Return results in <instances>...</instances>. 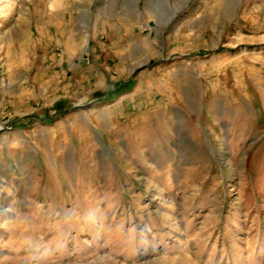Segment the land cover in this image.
Segmentation results:
<instances>
[{
  "label": "rangeland",
  "instance_id": "obj_1",
  "mask_svg": "<svg viewBox=\"0 0 264 264\" xmlns=\"http://www.w3.org/2000/svg\"><path fill=\"white\" fill-rule=\"evenodd\" d=\"M3 103L0 264H264V0H0Z\"/></svg>",
  "mask_w": 264,
  "mask_h": 264
},
{
  "label": "crops",
  "instance_id": "obj_2",
  "mask_svg": "<svg viewBox=\"0 0 264 264\" xmlns=\"http://www.w3.org/2000/svg\"><path fill=\"white\" fill-rule=\"evenodd\" d=\"M19 66L21 67L23 65L20 64ZM40 68L48 69L49 72H52V70H49L50 64L49 66L48 65L42 66V64L38 65L36 63L35 64L31 63L29 73L32 72V74H29L28 75L29 77H28V76H25V74L22 73L24 71H22L20 79L26 80L30 78L33 80L32 82H38L37 71H39ZM3 77L5 80L7 78L13 77V73L11 71L10 66L8 65L5 66ZM47 77H49V75L46 76L45 74L43 78L46 79ZM99 77L101 80V75H99ZM42 86L43 85H41V87L38 88V90H40L41 88H43L42 90H44L45 85L43 87ZM20 97H25L26 100H21L20 102L17 101L18 107L13 106V109L17 114V118H15V121L18 123H21V125L19 126V129L17 130V142L20 145H23L27 151L35 150V151L46 153L48 151L58 150L57 148L51 147L53 143L55 142L54 131H58L59 133H61L60 135L62 136V133L64 131L62 127L63 125H65V122L47 123V122L42 121L41 120L42 118L34 117L33 114H35V112H39V110L42 108V104H37V103L31 104L30 103L29 101L30 98L35 99V93H34L33 88L30 89L29 91H22L20 93ZM7 105L8 104H5V103L0 104V109L4 110L7 107ZM113 119L114 117L110 115L109 120H113ZM45 121H47V119ZM84 133L85 132H83L82 135H84ZM57 143L58 145H62L63 144L62 139L61 138L58 139ZM36 162L38 163V161Z\"/></svg>",
  "mask_w": 264,
  "mask_h": 264
}]
</instances>
